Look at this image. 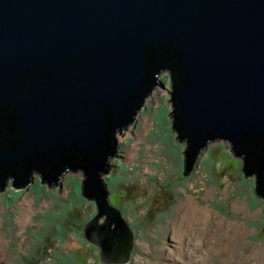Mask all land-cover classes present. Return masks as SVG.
<instances>
[{
    "label": "water",
    "instance_id": "1",
    "mask_svg": "<svg viewBox=\"0 0 264 264\" xmlns=\"http://www.w3.org/2000/svg\"><path fill=\"white\" fill-rule=\"evenodd\" d=\"M162 72L182 175L226 140L264 200V0H0V189L82 171L99 264L131 261L134 233L99 177Z\"/></svg>",
    "mask_w": 264,
    "mask_h": 264
},
{
    "label": "rangeland",
    "instance_id": "2",
    "mask_svg": "<svg viewBox=\"0 0 264 264\" xmlns=\"http://www.w3.org/2000/svg\"><path fill=\"white\" fill-rule=\"evenodd\" d=\"M156 81L133 123L115 133L116 155L99 177L109 205L134 233L128 264H264V200L255 192V177L244 178L243 160L222 139L198 151L183 176L186 142H178L172 127L170 74ZM83 175L68 171L58 186H48L34 172L23 188L4 185L0 264H99L98 249L82 235L97 214L94 200L82 195ZM186 202L209 215L180 243L174 227ZM193 236L210 249L201 253L188 245ZM188 247L203 255L200 262L187 256Z\"/></svg>",
    "mask_w": 264,
    "mask_h": 264
},
{
    "label": "bare ground",
    "instance_id": "3",
    "mask_svg": "<svg viewBox=\"0 0 264 264\" xmlns=\"http://www.w3.org/2000/svg\"><path fill=\"white\" fill-rule=\"evenodd\" d=\"M208 215L209 211L206 208H199L196 205H192L190 202H186L181 210L180 221L174 227L175 233H178L181 236L179 242L181 243L183 234H185L187 231L193 230L194 226L206 222V220H208ZM191 243L199 248L201 253L210 249V245L207 247L208 244L206 241L198 242L197 238L194 236L189 238L188 245H191ZM224 250L226 251V248H224ZM2 252L3 249L0 241V260L2 258ZM185 252L188 257L195 258L197 262H200L203 257L202 254H200V256H195L189 247Z\"/></svg>",
    "mask_w": 264,
    "mask_h": 264
},
{
    "label": "flooded vegetation",
    "instance_id": "4",
    "mask_svg": "<svg viewBox=\"0 0 264 264\" xmlns=\"http://www.w3.org/2000/svg\"><path fill=\"white\" fill-rule=\"evenodd\" d=\"M8 181H12L10 178H7L6 181H5V184L8 182ZM4 184V185H5ZM3 189H0V191H2Z\"/></svg>",
    "mask_w": 264,
    "mask_h": 264
},
{
    "label": "trees",
    "instance_id": "5",
    "mask_svg": "<svg viewBox=\"0 0 264 264\" xmlns=\"http://www.w3.org/2000/svg\"><path fill=\"white\" fill-rule=\"evenodd\" d=\"M174 130H175V129H174ZM102 185H104V186H105V184H103V183H102ZM105 187H106V186H105ZM106 189H107V187H106ZM107 201H108V198H107Z\"/></svg>",
    "mask_w": 264,
    "mask_h": 264
}]
</instances>
